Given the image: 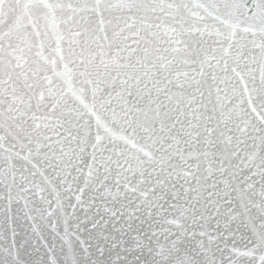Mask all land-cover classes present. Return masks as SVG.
I'll return each mask as SVG.
<instances>
[{
    "label": "snow or ice",
    "instance_id": "obj_1",
    "mask_svg": "<svg viewBox=\"0 0 264 264\" xmlns=\"http://www.w3.org/2000/svg\"><path fill=\"white\" fill-rule=\"evenodd\" d=\"M180 65H198L196 75L179 71ZM229 72L259 116L264 0H0V140L26 138L30 145L35 134L36 152L47 147L55 157L37 133L41 125L28 122L40 119L33 108L60 109L68 118L44 127L64 129L66 136L55 133L57 143L76 141L77 160L88 169L84 186L75 189L83 218L69 204L79 249L70 244L63 264H254L257 252L264 264V116L256 125L243 118V109L228 107L230 94H237ZM64 86L96 117L94 137L88 121L80 123L84 113L68 104ZM89 90L92 105L84 99ZM98 97L114 123L127 125L132 136L144 134L143 146L101 121L93 111ZM60 152L68 154L63 147ZM201 157L207 161L202 173ZM6 162L15 167L11 157ZM6 188L4 226L13 200L12 186ZM189 219L192 226H186ZM213 221L216 235L193 227ZM67 225L66 219V234ZM12 235L11 243H0V264H33L30 252L21 254L25 245L17 246L15 229ZM237 236L244 250L236 246Z\"/></svg>",
    "mask_w": 264,
    "mask_h": 264
},
{
    "label": "water",
    "instance_id": "obj_2",
    "mask_svg": "<svg viewBox=\"0 0 264 264\" xmlns=\"http://www.w3.org/2000/svg\"><path fill=\"white\" fill-rule=\"evenodd\" d=\"M209 23H211V21H209ZM191 39H198V37H192ZM129 43H131V41H129ZM172 46L183 48V45ZM180 55L183 54L181 53ZM202 58L203 55H201V59ZM211 62L213 64L215 63L214 60ZM194 68L198 69V65H180L178 70L181 72L187 71L190 76H195L196 73L193 71ZM206 71H208L207 68ZM219 75H223V73H219ZM229 75L233 76L237 94L235 96H231L230 94L231 103L228 107H235L238 111L243 109V118L251 121L253 124L259 125L260 116H264V111L260 109L259 105H256L257 113H260L259 116L251 111V108L248 106V96L244 92V85L240 83L239 79L236 78L234 74L229 72ZM256 76L258 82V71ZM180 79L183 81L182 76ZM196 79H200V77L196 76ZM247 79L248 78L245 77L246 81ZM208 83L211 84V81L209 80ZM75 86L78 87L79 85L75 84ZM219 86L224 88L223 84H220ZM212 90V99L215 100V86H213ZM64 91L66 93L68 104L72 107H78L79 110L84 113L83 117L80 119V123H83L85 120L88 121L94 137L96 133V117L92 116L83 105H80L79 101L71 96V93L67 92V86H64ZM173 91H178V89L174 88ZM205 95L207 96L206 89ZM221 95H223V93H221ZM84 99L85 103L92 105L93 99L90 90L87 92ZM33 103L35 104V101ZM113 104H115V101H113ZM33 111L35 112L36 117L40 119H36L35 121L30 119L28 122L29 126L34 128L36 123L41 125V128L37 130V133H39L44 144L50 143L52 145V148L55 150V157L53 156L52 151L47 147L41 148L39 153L36 152L35 134L33 135V143L30 145L27 143L26 138H21L19 142L12 140L10 137L0 140V243H11L13 239L12 230L15 229L17 233L15 237L17 246L19 247L21 244L25 245L24 248L20 249L21 254L23 255L26 251L30 252L33 264H42L43 261H46L47 264H51L52 259H56L57 264H63L66 255L69 254L70 244L77 250L79 249L74 234L76 221L72 218L73 209L69 207V204L77 205L75 196L78 195V193H76L75 189L77 185L80 187L84 186L83 182L88 169L83 163H80L77 160L79 149L76 141L64 139L61 143H57L58 140H61V136L67 135L64 129L56 127L55 130H52L51 128L44 127V124L46 123L49 125H55L57 118H68L67 114L65 113V116L62 117L60 109L55 113L49 112L47 109L36 111L35 108H33ZM93 111L96 112V115L100 117L101 121L106 123L113 132L118 135L129 136L131 139L135 140L138 145H144V140L141 138L144 134L138 132L135 136H132V130L128 128L127 125L122 126L119 123H114L111 119V113L100 108L99 97L96 102V108L93 109ZM73 119H75V117H73ZM2 121L3 117H0V122ZM56 132L61 133V136H57L55 134ZM100 132L101 135H107L104 133L103 129H100ZM73 134H75V132ZM4 135L5 132L3 129H0V136ZM44 136L51 137V140H43ZM104 143H107V140H105ZM117 143L119 147L126 149L130 153L136 152V149H133L130 145H125L122 141H118ZM249 143H251V141H249ZM22 145L25 146L22 147ZM61 147H63L64 151L68 153L67 155L61 154ZM29 149H31V152H29ZM200 150H203L202 145L200 146ZM91 151L92 149L89 147L87 153H90ZM248 151H251V149H248ZM17 153H19V156H17ZM241 155L243 156L244 154L241 153ZM25 156L28 157L27 160L21 159V157ZM8 157H11V164L15 167H8V163L6 162ZM83 160L91 162L90 157L87 154L83 156ZM189 163L195 164L196 161L191 160ZM200 163L202 173L207 166V161L201 157ZM233 163H239V161L234 159ZM33 165H35V167H33ZM77 168H79L80 171H77ZM192 171H195V168H193ZM13 175H15V183H13ZM22 176L26 179H22ZM217 176H219L218 173ZM256 179H259V177H256ZM181 183H183V181H181ZM6 185L12 186L13 200L11 203V211L8 213L11 220L7 226H4L2 224L4 217L3 209L7 205L5 197L8 194ZM69 186L72 187V192L68 191ZM193 186H195L194 182ZM185 187H188V185H185ZM221 187H223V185H221ZM21 188H25L27 191H21ZM258 188L259 185H257V189ZM89 196L90 192L86 191L82 199L87 201ZM58 199L62 207L57 206ZM180 203L183 204V200H181ZM25 205H27V207H25ZM169 211L171 212L172 210L170 209ZM225 211L226 208L222 205L221 212L224 213ZM49 213H51V215H49ZM75 215L83 218L84 210L79 205H77L75 209ZM173 215H179V213L173 212ZM171 218L172 217L169 216V219ZM66 219L68 221L67 234L65 233ZM135 224H138V222H134V226ZM186 226H192V221L190 219L187 220ZM117 227H120V224H117ZM193 227H195L197 232L206 230L212 235H216V232L214 231V221L211 225H205L203 229L199 226ZM235 227L236 224L234 223L233 228ZM173 228L175 230V226H173ZM133 235H135V233H133ZM225 235L228 236V233H225ZM86 238L87 234H81V239ZM203 239L207 241V237H203ZM236 241V246L241 250H244V246L240 242L238 236L236 237ZM213 247H215V243L213 244ZM221 247H223L222 243ZM231 247L232 237L229 236L228 248L230 249ZM36 249H38V251H35ZM224 255L227 257L229 251L226 250ZM259 255L260 253L257 252L254 264H259ZM217 257L219 258V253L217 254ZM241 259L247 262L250 258Z\"/></svg>",
    "mask_w": 264,
    "mask_h": 264
}]
</instances>
